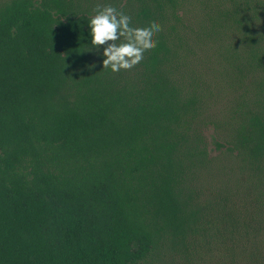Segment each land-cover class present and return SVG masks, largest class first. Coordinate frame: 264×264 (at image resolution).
<instances>
[{"label": "trees", "instance_id": "obj_1", "mask_svg": "<svg viewBox=\"0 0 264 264\" xmlns=\"http://www.w3.org/2000/svg\"><path fill=\"white\" fill-rule=\"evenodd\" d=\"M183 2L0 0V264H142L194 232L218 158L192 39L220 51L233 86L255 85L215 145L238 183H264V0L213 3L196 35ZM108 4L163 26L134 69L85 53Z\"/></svg>", "mask_w": 264, "mask_h": 264}, {"label": "rangeland", "instance_id": "obj_2", "mask_svg": "<svg viewBox=\"0 0 264 264\" xmlns=\"http://www.w3.org/2000/svg\"><path fill=\"white\" fill-rule=\"evenodd\" d=\"M217 1L184 0L191 34L203 33L207 14ZM203 42L192 39L195 53L190 67L200 75L210 96L206 111L211 123L205 135L212 158L218 161L200 185L206 194L197 228L182 240L164 242L142 264H264V183H238L237 164L219 160L215 145V140L233 133V112L240 104L250 105L255 85L247 79L245 89L233 86L220 51L204 38Z\"/></svg>", "mask_w": 264, "mask_h": 264}, {"label": "clouds", "instance_id": "obj_3", "mask_svg": "<svg viewBox=\"0 0 264 264\" xmlns=\"http://www.w3.org/2000/svg\"><path fill=\"white\" fill-rule=\"evenodd\" d=\"M87 25L90 46L87 45L85 53L98 55L103 70L112 73L143 64L149 52L158 47V35L163 31L158 20L151 25L140 26L134 15L111 4L97 9Z\"/></svg>", "mask_w": 264, "mask_h": 264}]
</instances>
